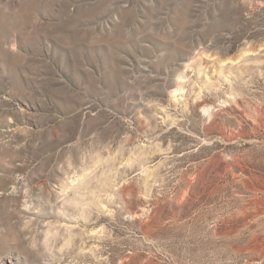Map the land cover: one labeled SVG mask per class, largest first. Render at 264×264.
Returning <instances> with one entry per match:
<instances>
[{
  "label": "rangeland",
  "instance_id": "1",
  "mask_svg": "<svg viewBox=\"0 0 264 264\" xmlns=\"http://www.w3.org/2000/svg\"><path fill=\"white\" fill-rule=\"evenodd\" d=\"M0 264H264V0H0Z\"/></svg>",
  "mask_w": 264,
  "mask_h": 264
}]
</instances>
